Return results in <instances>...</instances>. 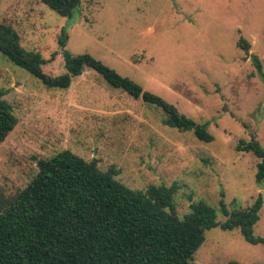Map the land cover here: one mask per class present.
I'll list each match as a JSON object with an SVG mask.
<instances>
[{"label": "rangeland", "instance_id": "rangeland-1", "mask_svg": "<svg viewBox=\"0 0 264 264\" xmlns=\"http://www.w3.org/2000/svg\"><path fill=\"white\" fill-rule=\"evenodd\" d=\"M0 22L12 25L28 50L48 61L46 73L65 72L58 38L68 30L67 49L91 53L177 106L208 122L214 140L163 124L162 110L111 88L85 68L68 89L45 86L0 52V87L18 124L0 144V195L13 196L38 172V161L70 149L101 169L115 165L117 178L134 189L177 185L182 218L204 200L228 212L253 204L264 187L256 182L260 159L238 151L241 139L264 147V77L238 46L250 43L264 72V0H82L64 17L41 0H1ZM56 54L54 59H51ZM264 236V204L254 226ZM194 264H264V245L245 240L240 228L216 226Z\"/></svg>", "mask_w": 264, "mask_h": 264}, {"label": "trees", "instance_id": "trees-1", "mask_svg": "<svg viewBox=\"0 0 264 264\" xmlns=\"http://www.w3.org/2000/svg\"><path fill=\"white\" fill-rule=\"evenodd\" d=\"M41 1L64 17H72L82 2ZM68 40V30L63 28L58 42L66 70L51 75L43 69L48 60L23 47L17 30L0 22V52L45 86L68 89L76 76L90 68L111 88L162 110L163 124L184 132L193 130L204 142L214 140L208 122H197L180 112L161 95L145 90L91 53L72 54L66 48ZM238 46L264 77L261 60L249 54L250 43L241 36ZM7 93L0 87V144L18 124ZM236 149L260 159L255 178L263 188L264 147L254 138L241 139ZM37 165L38 172L26 187L13 196L0 195V264H194L207 231L216 226L240 228L246 241L264 245V236L254 233L264 204L262 192L252 205L231 212L221 199L227 216L222 222L217 220L216 208L204 200L192 202L190 212L181 218L175 204L176 184L134 189L117 178L121 170L115 165L103 170L97 158L86 160L70 149L42 158Z\"/></svg>", "mask_w": 264, "mask_h": 264}]
</instances>
